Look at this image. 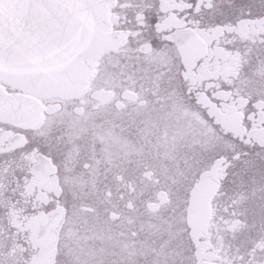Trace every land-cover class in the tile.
Returning a JSON list of instances; mask_svg holds the SVG:
<instances>
[{"label": "flooded vegetation", "instance_id": "af4514ba", "mask_svg": "<svg viewBox=\"0 0 264 264\" xmlns=\"http://www.w3.org/2000/svg\"><path fill=\"white\" fill-rule=\"evenodd\" d=\"M110 21L83 98L0 121V264H264V0H115Z\"/></svg>", "mask_w": 264, "mask_h": 264}, {"label": "water", "instance_id": "95a60500", "mask_svg": "<svg viewBox=\"0 0 264 264\" xmlns=\"http://www.w3.org/2000/svg\"><path fill=\"white\" fill-rule=\"evenodd\" d=\"M97 2L98 0H93V2ZM101 2L105 3L107 5V0H100ZM13 3V0H0V24H8V25H12L13 24V13H12V9L10 8V4ZM109 8V5L106 7L105 6V12L104 15L105 17L107 16V10ZM98 10V11H97ZM97 10H92L91 14H99L100 12H102V5H100V8ZM98 17V19H96V23H97V28L96 29H100L102 28L101 25H103V20H104V16L101 17L100 16H96ZM5 25V24H4ZM13 35H9V34H2L0 33V58H2L3 61L9 60L11 59V57L13 56V54H20L21 53V48H20V43H17L15 41V39L12 37ZM93 33L89 32L88 33V37H92ZM20 44V45H19ZM27 48V54H29L31 52V44H30V40H26L24 39V48ZM81 47L77 48L81 49ZM76 50V49H75ZM76 50V51H77ZM104 51H106V49H97V51L92 52V57L89 58V63L83 65V70L81 71V75L86 77V80H89V78H91L92 74H93V68L95 66V60H97L100 56V54H102ZM30 55V54H29ZM28 55V57H29ZM25 56V55H24ZM22 64L26 66V61L24 63V60L22 61ZM18 70H13V69H2L0 68V81L6 83V84H11L15 87H18L19 89H22L26 92L29 93H34L36 94L37 89L41 88V89H45V87H43L42 84H37L35 77L33 76V74H31L32 72H26V75H17ZM81 89H79L80 91ZM79 91H72L73 94H77V92ZM1 92V90H0ZM46 92V94L41 95V96H50V95H56L55 93H53V90H48V91H44V93ZM11 104V102H10ZM24 104V103H23ZM22 104V105H23ZM4 105H9L8 100H6L5 98H3L2 95H0V106H4ZM15 105V104H12ZM5 108V107H3ZM9 108H14V106H10Z\"/></svg>", "mask_w": 264, "mask_h": 264}, {"label": "rangeland", "instance_id": "374dc122", "mask_svg": "<svg viewBox=\"0 0 264 264\" xmlns=\"http://www.w3.org/2000/svg\"><path fill=\"white\" fill-rule=\"evenodd\" d=\"M107 61V58H104L103 60H101V62L99 63V67L102 68L105 66V63ZM205 135H203L205 137V141H210L212 139V137H208L207 136V133L204 132ZM174 246V245H173ZM172 246V247H173ZM184 257H187L186 256V253H182L180 249L178 248H175L174 250H170V258L169 261H168V264H189V262L187 260H185ZM179 259H183V262L181 263L179 261ZM194 262V261H193ZM192 263V262H191ZM193 264V263H192ZM194 264H196L194 262Z\"/></svg>", "mask_w": 264, "mask_h": 264}]
</instances>
